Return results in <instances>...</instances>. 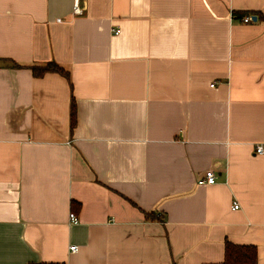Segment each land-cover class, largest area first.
I'll list each match as a JSON object with an SVG mask.
<instances>
[{
  "label": "crops",
  "instance_id": "0c3cea01",
  "mask_svg": "<svg viewBox=\"0 0 264 264\" xmlns=\"http://www.w3.org/2000/svg\"><path fill=\"white\" fill-rule=\"evenodd\" d=\"M79 2L0 0V264H264V0Z\"/></svg>",
  "mask_w": 264,
  "mask_h": 264
},
{
  "label": "trees",
  "instance_id": "16d2710c",
  "mask_svg": "<svg viewBox=\"0 0 264 264\" xmlns=\"http://www.w3.org/2000/svg\"><path fill=\"white\" fill-rule=\"evenodd\" d=\"M242 15L243 14L238 15V17L241 18ZM11 63H12V67L14 68L23 67L15 62H11ZM28 68L32 70V73L36 78H42L48 73L60 74L69 80L72 87L69 72L55 61L47 62L44 64L30 65L28 66ZM76 115H77L76 103L73 97L71 101V129H73L74 126L76 125ZM145 217L146 220L148 221H164L165 219L163 213L158 214L154 211L145 212ZM257 260H258V253H257V248L255 246H239L227 241L225 245L224 264H257Z\"/></svg>",
  "mask_w": 264,
  "mask_h": 264
},
{
  "label": "built area",
  "instance_id": "2783aa9c",
  "mask_svg": "<svg viewBox=\"0 0 264 264\" xmlns=\"http://www.w3.org/2000/svg\"><path fill=\"white\" fill-rule=\"evenodd\" d=\"M74 13L77 14V15H82L83 14V9L80 7V2L79 0H75V4H74ZM243 21L245 23H248V22H251L252 21V18L250 16H246L244 17ZM60 22V20H59ZM116 34H119L120 31L117 30L115 32ZM256 152L258 155H264V148L263 146H257L256 148ZM217 181V176L215 174V172L213 171H207L205 176L199 180L198 184L200 186H203V185H214ZM235 210L239 208V205L238 204H234V207H233ZM70 220L72 223H78V218L76 216V214L74 213H71L70 214ZM72 251H75L76 250V247H72L71 248Z\"/></svg>",
  "mask_w": 264,
  "mask_h": 264
},
{
  "label": "water",
  "instance_id": "95a60500",
  "mask_svg": "<svg viewBox=\"0 0 264 264\" xmlns=\"http://www.w3.org/2000/svg\"><path fill=\"white\" fill-rule=\"evenodd\" d=\"M253 20L256 21L257 20V17H254Z\"/></svg>",
  "mask_w": 264,
  "mask_h": 264
}]
</instances>
